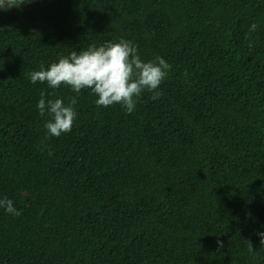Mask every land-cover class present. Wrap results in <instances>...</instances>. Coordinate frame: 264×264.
<instances>
[{"label":"trees","instance_id":"1","mask_svg":"<svg viewBox=\"0 0 264 264\" xmlns=\"http://www.w3.org/2000/svg\"><path fill=\"white\" fill-rule=\"evenodd\" d=\"M23 2L0 11V198L21 213L0 208V264H264V0ZM120 39L171 65L131 114L31 82ZM41 91L76 97L71 132L48 135Z\"/></svg>","mask_w":264,"mask_h":264},{"label":"clouds","instance_id":"2","mask_svg":"<svg viewBox=\"0 0 264 264\" xmlns=\"http://www.w3.org/2000/svg\"><path fill=\"white\" fill-rule=\"evenodd\" d=\"M22 4L23 0H0V11L19 8ZM257 27L252 24L246 38H250ZM170 71L171 65L164 58L157 56L154 60L144 61L135 44L120 39L99 47L91 46L79 53L72 51L68 57L60 58L47 69L41 66L39 71L32 72L30 79L33 84L46 82L52 89L64 85L76 94L90 90L97 97V107L107 108L120 104L131 114L145 91L152 93L151 98L154 100L160 98V85ZM76 103V97H72L67 106L62 99L46 100L45 93L41 91L37 109L41 117L46 114L51 117L44 125L49 136L59 137L62 133L71 132L77 117L74 108ZM0 208L9 214L21 215L14 202L7 197L0 198ZM259 235L262 237L261 244H264V233ZM218 244L223 247L219 240ZM249 251L253 252L250 242Z\"/></svg>","mask_w":264,"mask_h":264}]
</instances>
